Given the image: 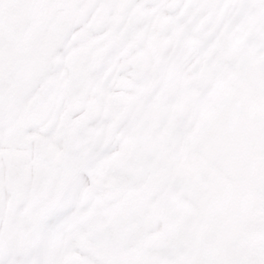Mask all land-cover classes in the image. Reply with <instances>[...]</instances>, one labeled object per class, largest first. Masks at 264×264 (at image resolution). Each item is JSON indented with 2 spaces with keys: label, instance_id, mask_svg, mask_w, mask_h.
<instances>
[{
  "label": "snow or ice",
  "instance_id": "6c2138e0",
  "mask_svg": "<svg viewBox=\"0 0 264 264\" xmlns=\"http://www.w3.org/2000/svg\"><path fill=\"white\" fill-rule=\"evenodd\" d=\"M0 264H264V0H0Z\"/></svg>",
  "mask_w": 264,
  "mask_h": 264
}]
</instances>
